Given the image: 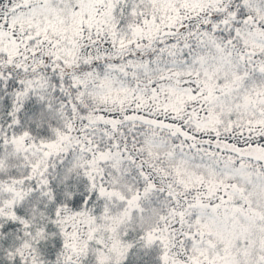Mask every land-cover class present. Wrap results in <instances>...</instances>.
<instances>
[{
    "label": "snow or ice",
    "instance_id": "obj_1",
    "mask_svg": "<svg viewBox=\"0 0 264 264\" xmlns=\"http://www.w3.org/2000/svg\"><path fill=\"white\" fill-rule=\"evenodd\" d=\"M0 264H264V0H0Z\"/></svg>",
    "mask_w": 264,
    "mask_h": 264
}]
</instances>
